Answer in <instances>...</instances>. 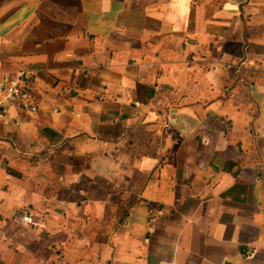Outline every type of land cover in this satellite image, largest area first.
<instances>
[{
    "label": "crops",
    "instance_id": "obj_1",
    "mask_svg": "<svg viewBox=\"0 0 264 264\" xmlns=\"http://www.w3.org/2000/svg\"><path fill=\"white\" fill-rule=\"evenodd\" d=\"M19 77L0 264H264V0H0Z\"/></svg>",
    "mask_w": 264,
    "mask_h": 264
},
{
    "label": "built area",
    "instance_id": "obj_2",
    "mask_svg": "<svg viewBox=\"0 0 264 264\" xmlns=\"http://www.w3.org/2000/svg\"><path fill=\"white\" fill-rule=\"evenodd\" d=\"M13 106L27 114L37 111L32 88L22 80V77L0 84V117L5 116L7 109ZM23 221H29L28 215L25 213Z\"/></svg>",
    "mask_w": 264,
    "mask_h": 264
}]
</instances>
